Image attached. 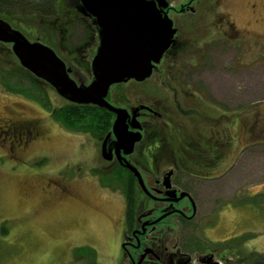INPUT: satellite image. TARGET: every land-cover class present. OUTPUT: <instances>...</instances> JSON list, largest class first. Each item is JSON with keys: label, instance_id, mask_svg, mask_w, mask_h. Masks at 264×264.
Wrapping results in <instances>:
<instances>
[{"label": "rangeland", "instance_id": "rangeland-1", "mask_svg": "<svg viewBox=\"0 0 264 264\" xmlns=\"http://www.w3.org/2000/svg\"><path fill=\"white\" fill-rule=\"evenodd\" d=\"M67 1L68 7L78 3ZM226 2L231 14L229 20L240 29L241 40H214L205 44L197 65L199 68L194 65L197 59L193 52H183L175 61H167L163 54L153 70L158 75L165 72L168 64L178 77L175 83L158 82L157 93L162 92L166 96L167 90L175 88V96L180 93V104L184 105L189 100L180 92L182 87L184 94L185 91L194 94L195 101L197 97L209 104L215 102L222 111L220 127L225 159L219 172L218 168L211 170V177L222 176V183L214 185L222 188L212 191L213 194L217 191L220 198V191L223 192L227 201L237 200L238 194L241 203L238 205L235 201L232 207L242 209L241 234L244 235L246 256L250 254L259 258L264 256V0ZM47 3L50 0H44L43 9L48 8ZM254 4L255 10L251 9ZM57 19L62 18L45 16L42 19L44 23L30 18L15 21L17 26L30 30L34 38L43 39L39 43L57 53L66 62L67 69L76 68L72 78L78 85H90L87 83L94 80L91 64L98 52L99 40L83 57V64L76 65L72 57L80 59L78 52L89 42L88 33L79 24H67L61 20L58 25L67 31L64 41L68 49L66 53L57 40L48 42L49 32L45 26ZM204 24H198L203 29L193 32L192 36L204 41L218 36L215 31L208 34L210 28L206 29ZM247 31H255L262 36L251 40ZM10 50V46L0 45V264H87L90 258L79 257L84 255V248L94 250L98 264H120L117 221L121 205L115 202V197L116 200L119 197L117 193L113 194L115 187L107 190L106 186L109 180H116L118 172L101 175L91 169L94 163L96 169L104 164L99 156V140L95 138L94 141L88 133L67 129L54 119L52 109L54 112L70 102L53 86L38 82L42 90L39 91L28 82L25 86L14 75V78L10 76L19 65ZM205 68L210 70L204 73ZM5 81L14 90L23 88L29 91L32 97L10 93L4 88ZM124 92L133 90L128 85ZM38 96L47 97L45 107L33 98ZM129 96L134 99L132 93ZM158 109H161V104L157 107V114L163 119L166 111ZM18 126H31L38 131L30 146H17L19 143H15L16 139L7 130ZM179 129L176 134L179 137L172 139L167 136L165 142L178 144L179 140V145H183L196 139V136H191L195 135L193 126L176 128ZM3 131L11 136L3 134ZM122 179L120 176L117 184L121 182L124 187ZM65 188L74 197H64L62 190ZM206 201L202 198L200 203L204 213L216 207L211 204L213 201ZM194 237L197 236L185 230L180 238L181 247H191L189 239ZM177 241L171 238L162 244H167L169 252H173Z\"/></svg>", "mask_w": 264, "mask_h": 264}, {"label": "flooded vegetation", "instance_id": "flooded-vegetation-1", "mask_svg": "<svg viewBox=\"0 0 264 264\" xmlns=\"http://www.w3.org/2000/svg\"><path fill=\"white\" fill-rule=\"evenodd\" d=\"M147 1L156 5L155 16L160 26H167L173 32V40L164 53L167 61L174 60L180 53L193 52V56L197 59L194 65L199 68L200 65H197L200 64V57L205 51L203 49L205 44H210L214 40L230 42L242 38L238 26L229 20L231 14L228 13L227 0ZM67 2L63 3L64 11L59 12L61 14L57 16L62 19L54 20L56 22L45 26L49 32L48 42L57 40L60 48L67 53L68 49L62 44L66 39L67 31L58 23L65 20L67 24L70 22L79 24L88 33L90 41L85 44L86 47L80 48V59L72 57L73 60L75 58L76 65L77 63L80 65L83 64V57L90 47L98 40V49L100 48L101 38L108 33V29L101 25L99 17L87 14L80 0L77 5H70L71 7H68ZM251 9L255 10L256 4L252 5ZM20 19L22 18L0 15L1 21L7 23L13 31L21 33L30 43L43 40L34 38L27 28L17 26L15 20L20 21ZM200 23H205L206 29L210 28L208 34L215 31L218 36H211L206 41L200 40L201 38L196 39L192 33H198L199 29H203L198 26ZM247 33L251 36V40L262 36L255 31H247ZM0 45L10 46L11 55L20 64L18 56L13 51L14 44L0 42ZM74 70L76 68L72 67L71 78ZM164 70L165 72L158 75L153 72L150 77L142 81L125 78L115 82L105 98L109 105L126 112L122 129H126V133L131 137L140 136L139 141L130 151L127 147L122 148L114 133L118 116L104 108L111 122L103 136L104 140H99L101 144L99 156L104 164L96 169L94 163L91 169L101 175L120 171L116 180L111 179L106 185L107 190L115 187L113 194L117 193L119 196L117 200L115 197V202L121 205V215L117 221L120 235L117 244L121 257L120 264H264V256L259 258L251 257L250 254L246 256L244 235L241 234L243 233L242 209L232 207L235 201L238 205L241 203L238 194L237 200L227 201L223 192L220 191L223 198L221 200L217 191H214V194L212 191L217 187L220 190L222 188V186H214L218 182L222 183V176L211 177L216 168L218 172L220 171L225 159V143L220 127L222 111L215 102L209 104L200 101L196 96L195 101L194 94L191 91L188 93L185 91L184 94L182 87L180 92L189 100V102L184 101L188 102L184 105L180 104L182 103L180 93L175 96L177 95L175 88L167 90L169 93L166 96L162 95L160 89L158 90L161 94L157 93L156 88L160 84L158 82L175 83L178 79L177 74L171 72L168 64ZM209 70L205 68L203 71L207 73ZM91 83L90 81L87 84ZM128 85L133 90L131 93L134 99L129 96L131 93L124 92ZM160 104V110L166 111L163 119L157 114V107ZM181 117L184 118L180 120ZM185 125L193 126L195 135L191 136L192 138L196 136V139L186 141L183 145H179V140H177L178 144L173 141L165 142L167 136L172 139L179 137L176 134L181 129L176 130V128ZM7 130L16 139L14 142L19 143L17 146H30L38 135V131L31 126H18ZM8 132L3 131V134L11 136ZM128 165L138 171L144 187L134 172L128 170ZM120 176L125 182L124 187L121 182L117 184ZM66 189L62 190V193L65 192L64 197L72 198L73 195ZM202 198L207 199L206 203L213 201L211 204L214 203L216 207L204 213L200 208ZM185 230L197 236L193 240L189 239L191 247L187 248L181 247L180 243ZM171 238L178 240L177 246L172 248L173 252H169L167 244H162L167 243Z\"/></svg>", "mask_w": 264, "mask_h": 264}, {"label": "water", "instance_id": "water-1", "mask_svg": "<svg viewBox=\"0 0 264 264\" xmlns=\"http://www.w3.org/2000/svg\"><path fill=\"white\" fill-rule=\"evenodd\" d=\"M79 2V0H71ZM87 14L101 19V25L108 33L101 38V45L93 59L94 80L90 85H78L71 77V68L60 59L50 47L42 43H30L26 37L0 20V42L14 44V54L20 65L48 85L70 103L95 105L116 113L114 133L122 148L132 149L139 141L131 137L126 129L125 111L109 105L105 98L115 82L125 78L145 80L153 74L154 64L169 49L173 40L170 28L162 27L156 21V5L147 0H80ZM74 4V3H73ZM120 156V155H119ZM134 172L144 187L138 171Z\"/></svg>", "mask_w": 264, "mask_h": 264}, {"label": "trees", "instance_id": "trees-1", "mask_svg": "<svg viewBox=\"0 0 264 264\" xmlns=\"http://www.w3.org/2000/svg\"><path fill=\"white\" fill-rule=\"evenodd\" d=\"M67 0H50V3L47 6L48 8L43 9L45 7L44 0H0V15H6V17H20V18H30L33 20L41 21L45 16L49 15H57L60 16L59 12H63L64 9L63 3ZM37 2V3H35ZM29 8V9H28ZM20 9V11H18ZM59 14V15H58ZM89 41V39H88ZM90 42V41H89ZM62 44H64L62 42ZM61 44V45H62ZM80 50V49H79ZM78 52V51H77ZM79 53V52H78ZM13 75L20 81L24 82L25 86L28 82V85L34 87L35 90L42 91L38 82H42L47 85L43 80L34 76L27 69L25 70L20 64L16 68L10 76L12 78ZM9 76V77H10ZM11 78V79H12ZM4 88H7L8 91L12 94H21L28 97H32L29 91H25V89L20 88L14 90L10 87L9 82L4 83ZM36 100H39L45 107L47 104V97L38 98L33 97ZM43 99L45 101H43ZM53 117L60 124H62L65 128L74 130L80 133H88L94 139L104 140L103 136L105 135L106 130H108V126H110V121L107 115V110L100 109L98 106L91 105H79L75 103H68L66 106L61 107L53 112ZM120 171H118V175ZM117 174V173H116ZM133 180V178H131ZM132 183V182H131ZM82 256H79L82 259L90 258L91 261L87 264H98L95 258V252L92 248H84L82 252ZM87 259V260H88ZM93 260V261H92Z\"/></svg>", "mask_w": 264, "mask_h": 264}]
</instances>
